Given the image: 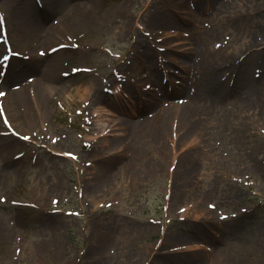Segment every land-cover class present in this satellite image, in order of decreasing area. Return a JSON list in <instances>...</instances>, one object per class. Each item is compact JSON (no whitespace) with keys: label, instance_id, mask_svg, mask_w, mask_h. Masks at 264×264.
Returning a JSON list of instances; mask_svg holds the SVG:
<instances>
[{"label":"rangeland","instance_id":"rangeland-1","mask_svg":"<svg viewBox=\"0 0 264 264\" xmlns=\"http://www.w3.org/2000/svg\"><path fill=\"white\" fill-rule=\"evenodd\" d=\"M15 2L0 0V264H264V0H59L47 45L13 36ZM214 54L239 94L202 89ZM187 65L191 97L171 100L196 110L170 111Z\"/></svg>","mask_w":264,"mask_h":264},{"label":"bare ground","instance_id":"bare-ground-1","mask_svg":"<svg viewBox=\"0 0 264 264\" xmlns=\"http://www.w3.org/2000/svg\"><path fill=\"white\" fill-rule=\"evenodd\" d=\"M212 3H213V0H212ZM212 3H211V7H212ZM56 4L57 5L59 4V0H17V2H15V4L13 3L12 7L14 8V11L12 13V19L15 21V27L17 28V29L15 28L16 33L13 36L18 38L19 43L27 42L29 39H31L33 37L34 38H41L42 37L44 39L46 45H47V39L51 35L49 33V31L52 29L46 28L47 29L46 30L45 27H43L44 26L43 23L46 21V19H48L50 14H53L57 10H59L58 7H55ZM209 5H210V3H209ZM214 6H215V9H219L218 2L217 3L215 2ZM220 6H221V4H220ZM59 7H60V5H59ZM35 11L37 12V14L41 15L39 18H37ZM69 15H70V6H69V3L66 2L65 3V16H69ZM22 26H23V28H22ZM13 36H11V37H13ZM1 37L3 39H6V37H4V36H1ZM250 47H249V49H250ZM253 48L256 49V54L257 53H261V54L263 53L259 50L260 47L257 46L256 44L253 46ZM2 52L4 54V50L2 51V46L0 45V61H1ZM220 60H221V56L218 54H214L212 56V59L211 58L209 59V64H203L202 62L200 63V67L206 68V70L208 72H210V76H209L210 81H209V79H206L204 81L206 83H205V85H203L202 89L206 90V92L209 90L212 92V89H214L215 94H221L223 92V90H226L227 92H233L236 95L239 94L243 88V83L236 82L234 80V85L230 89H228V87H229L228 85L226 86L224 83L222 85V81H220V80L222 77H224L226 75L223 74L221 76V75H218L216 73V71H217L216 69H218L222 66V65H218L219 64L218 61H220ZM2 62H3V59H2ZM252 64H254V63H252ZM54 68L55 67L52 64H49L47 71L51 72L52 70H54ZM185 68H187L188 75L182 77L183 83H182L181 89L180 90L172 89L171 92H166V98H165V100H162V102H161V106H167V107L171 108L170 111L181 109V110H185L188 112H192V111L196 110V106H194L193 101H192V103H186L185 104L184 99H181V100L178 99L179 101H177V102H173L171 100V98L175 97L176 95L181 96L182 98L185 97V99H187V100L189 97H191V96H189L190 95L189 92H188L189 95L187 94V91L189 88L188 84H191L190 74L193 75L192 66L187 65L184 67V69ZM261 68H262L263 73H264V67L262 66ZM123 75L124 74L122 72H117L114 76V79L115 80L120 79V78H122ZM14 76L16 77V75H14ZM166 77L168 79L170 77V75L168 73H165L163 76V79ZM238 79H241L242 82L245 81L244 76L238 77ZM108 82H111V81H108ZM108 84H110V83H108ZM211 86H212V88H211ZM98 91L99 90L96 89V91L94 93L96 99L101 98L100 95H96V94H98L97 93ZM190 92H192L193 94H195L196 96H199V97H202V95H204L203 93L198 95V94L194 93L192 90ZM164 97H165V95H164ZM97 101H100V99ZM218 102L222 105V96L218 99ZM149 103L155 104L156 101L149 102ZM156 105L159 106V104H156ZM147 106H148V104H147ZM145 108H146V106H145ZM159 109H160V107H159ZM188 117L184 116V117H182V119L174 117L172 119V121L174 122V119H177V123L182 125V121L183 122H189L191 120V117L190 116H188ZM166 125H167V122L165 120H163L157 126V128L159 130H165L167 127ZM128 143H129V141H128ZM122 144L123 143L119 141V147H121ZM179 249H181V248H179ZM171 253H175V252H171Z\"/></svg>","mask_w":264,"mask_h":264},{"label":"snow or ice","instance_id":"snow-or-ice-1","mask_svg":"<svg viewBox=\"0 0 264 264\" xmlns=\"http://www.w3.org/2000/svg\"><path fill=\"white\" fill-rule=\"evenodd\" d=\"M5 59H7V57H5ZM25 139H28V137H25Z\"/></svg>","mask_w":264,"mask_h":264}]
</instances>
